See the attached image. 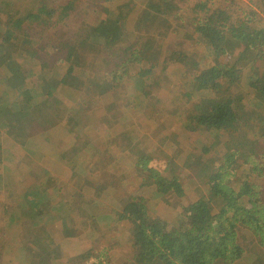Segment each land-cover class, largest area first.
<instances>
[{
    "label": "trees",
    "instance_id": "obj_1",
    "mask_svg": "<svg viewBox=\"0 0 264 264\" xmlns=\"http://www.w3.org/2000/svg\"><path fill=\"white\" fill-rule=\"evenodd\" d=\"M119 1L0 0V104L10 108L11 112L18 105L19 109L13 112L15 116H19V121H26L27 116L36 110V115L44 119L46 116L43 111L44 106L52 111V115L46 121L43 120L44 125L40 124L44 129L40 133L43 137L37 139L35 135L33 137L28 135L25 144L33 146L36 143L33 149L37 153L44 151L47 165L55 162L61 164L71 152L74 155L78 153L81 157H86L83 159L84 163L95 162L97 160L95 156L98 155L103 159L98 166L106 169L110 165V150L119 141L118 127L121 124L114 122L113 116L109 118V121H98L94 118L95 108L92 105L99 100L97 101L96 96L88 93L89 85L99 90L98 98L102 95L111 98V93L116 89L127 88L134 89V98L137 100L147 86L156 84L152 81L144 87L150 78L144 82L143 74L147 75L150 72L143 73L142 69H137L132 73L133 63L139 64L144 69L145 66L141 65V61L152 60V55L160 53L150 40L147 45L146 43L144 45L130 44L125 34L126 31L121 28L124 25L123 19L121 18V21L115 11L110 19L112 8H115V4ZM253 1L259 11L247 13L244 20L240 19L239 26L242 32L239 28L236 32L231 28L234 34L229 30V18L232 14L230 10L233 4L210 10L207 2L199 1L194 7H192L194 4L188 6L185 12L173 17L176 27L184 30L188 46L181 45V47L173 48L158 63V66L152 69V76L156 77L155 80L159 83L166 81L168 84L171 82L168 79L173 78L177 72L182 79H185L184 85H189L194 89L193 93L186 92L182 96L186 98L191 96L194 99V96L206 97V93L207 97L213 95V98L210 97L213 100L200 99L199 105H202L200 109H197L195 103L192 111L188 109L189 120L186 121V130L190 132V136L186 139H192L191 145L204 139L210 133L215 134L216 142H219L222 134H225L224 130H229L230 136H233L236 128L243 130L238 124L244 121L246 124L251 123L246 126V129L254 128L248 132V134L252 133L250 137H258V133L264 134V110H258L261 100L260 103L254 101L251 95L253 92L264 94V25L258 24L262 15L260 4L263 7L264 0ZM154 4L166 14L170 10L171 1L158 0ZM84 5L94 8L97 10L96 13H101L102 19L95 23H89L83 19L84 16L86 18L89 15L83 8ZM106 15L109 20L105 17ZM73 18L80 19V21L76 26L73 25L75 32L69 40L58 32V28H64L65 22ZM254 22L258 24L257 31L249 33L247 28ZM229 33L234 43H230ZM21 40H25L20 51L21 56H24L26 60L19 59V53L15 56L18 49L17 43ZM125 41L126 45H123ZM96 47L102 48L109 60L113 62L108 64L104 72L96 66L98 65L97 56L90 69H82L85 67L82 63L83 58L88 51L95 50ZM150 49L155 51L151 57L148 55ZM7 55L10 58H7ZM3 59L15 63L14 67H2ZM244 70L248 73L251 71L257 73L252 83L245 84ZM89 71H91L90 76L80 81L84 85L83 90L86 96L84 104L78 107L73 105L76 113L59 109L55 103L57 100L51 93H60L66 99L73 101L62 91L61 86L67 84L72 86V81L77 80L74 75L78 76L81 72L83 76H86ZM28 75H30L29 79H27ZM104 77L111 81L107 86H102L100 83ZM32 80H36L37 85L33 84ZM32 91L37 94H29ZM144 95L149 97V92ZM40 99H42V104L35 109L33 104ZM149 100L152 101V99ZM117 103L116 98L111 99V114L116 112ZM134 105L136 106V103ZM135 106L131 107L128 113L137 118V115L130 113L138 110ZM156 108H153L154 112L150 107L139 110L149 127L154 126V116L159 118L158 114L161 110L155 111ZM86 111L92 112L87 114ZM72 114L75 116L70 117ZM170 115L175 116V111ZM9 122L3 121V126L11 127L13 123ZM163 126L167 132V127ZM45 136L49 140L43 139ZM1 138L0 134V185L7 179L3 166L4 160L9 170L17 158L16 155H7L3 147V144L7 143L3 139L2 144ZM49 143L52 144L48 145ZM38 145H41L43 149H38ZM241 148V153H233L232 156L240 155L238 159L240 166L235 164L238 160L230 164L227 162L230 157L224 159L220 165L221 168L213 172L210 175L212 177L207 180L211 184L208 186L210 190L208 201L191 202L189 207L182 212L183 216L179 220L180 229L174 233H170L163 225L158 226L159 221L168 223L165 216L168 212L164 214L165 210L161 215H154L152 218L150 213L140 215L137 206L130 204L125 208V214L122 211L118 222H123L130 228L129 233L124 229L123 234L126 238H122L129 245L130 264H239L243 257H245V264H264V237L259 235L264 232V225L260 223V220L264 219V204L258 198L261 180L264 178V159L261 153L253 152L250 154L251 157L246 156L250 147L248 148L245 143L241 144ZM202 150L204 155L213 151L207 147ZM89 152L94 155L87 157ZM259 155L261 158L256 157ZM114 167L116 166L113 164L111 169L115 172ZM238 171L246 174V178H250L253 183L246 180L243 187L238 185L241 182ZM82 176V174L72 176V182L75 178L80 179ZM83 179L77 184L86 183L92 186L89 182L94 181V177L89 179L83 176ZM180 188L182 185L177 181L169 185L167 189L159 191L162 194L161 201L165 199L167 193L170 195L172 190H175L174 194L181 193ZM208 188H204V191H208ZM239 189L247 190L246 194L237 197L235 191ZM79 193L82 195L81 192ZM87 201L92 202L90 199ZM7 203L2 202L0 206H4L2 211L9 213L11 210L7 207ZM93 203V207L82 212L79 207L64 209L63 206L55 204H50L48 209L57 217H60V212L64 210L71 214L75 213L76 216L78 215L77 221L84 226L83 228L87 227L86 217L88 222L92 221L96 228L95 217L99 205L96 201ZM217 204L223 206L220 208ZM169 209L173 210L171 205ZM177 210L174 207V211L171 212L176 213ZM100 211L105 213L106 209L103 208ZM162 216L164 218H161ZM246 227L253 234L256 233L259 240L253 253L247 252L246 241L244 245L238 242L240 238L238 233L242 229L246 232ZM154 234L161 244L155 242ZM18 235L19 232L16 234L19 240ZM54 238L56 237L52 239ZM17 258L19 262V256ZM56 259L57 261L64 260L62 257H56Z\"/></svg>",
    "mask_w": 264,
    "mask_h": 264
},
{
    "label": "rangeland",
    "instance_id": "obj_2",
    "mask_svg": "<svg viewBox=\"0 0 264 264\" xmlns=\"http://www.w3.org/2000/svg\"><path fill=\"white\" fill-rule=\"evenodd\" d=\"M168 1V0H167ZM171 1L170 4V10L166 12V14L162 13L158 6L155 5V2H158V0H120L118 3L115 4V8L113 9V12L110 14V19H112V15H114V11L122 21L124 25L121 26L123 28V31H126L127 40L130 41V44H140L146 45L148 44V41L150 40L151 43L156 47L158 50V55H152L155 53V51H152L150 49L149 56H153L152 60L146 59L141 61V65L145 66L143 69L139 64H132V73L135 72V70L142 69L143 73H147V75L143 74V80L146 81L147 78H150V80L146 81V85H148L150 82L154 81L155 85H149L145 88L143 93H141L139 99L134 98V89H127V88H118L114 92L111 93V98L107 97L106 95H102L98 98L99 90L97 91L96 88H94L92 85H89L88 87V93L90 95L96 96L97 102L96 104L92 105L95 109L93 110L95 115L94 118L98 121H107V115H117L113 116L114 122H118V124H121L118 127V143L114 144L110 150L111 154V161L109 163L114 164L115 166V160L119 159L122 154H124L129 147L126 145L133 144V140L130 136H132V133L137 136L138 143H149L150 135L155 134L157 137L156 145L157 150L154 151V146H151L149 148L150 154L152 155V163H154L155 159H158L159 151L162 149L161 152H163L165 159H161L158 161V171L155 173V176L149 177L148 184L147 185H153V192L150 196L151 203L142 202L138 195L139 185L138 181L139 178H132V180L125 181L123 187H120V193L122 202L124 201L130 203V205L136 206L139 205V202H142V204H149L152 205L150 210V217L156 215V211L159 210V206L161 204L164 214L167 217V221H159L158 226L163 225L164 228H167L170 233H174L178 229H180L179 220L182 218V212L186 210L189 207V204L191 202H198L199 200L202 201H208V197L210 195V190L208 186H211L210 181H207L210 179V175L219 170L221 168V163L224 162V159L229 158L227 162L230 164L234 163L236 160L239 159L240 155L233 156V153H241V144L248 145L249 151L246 156L251 157L250 154L258 153L260 155H263L264 159V134L258 133V137L253 136L252 133H249V130H253L254 128H248L246 129V122H240L238 126L242 127V131L239 130V128L235 130L233 133V136H230L229 130H224L225 134H222V136L219 139V142H216V136L215 134H209L204 139H201L199 142L196 141L194 145H191V140H188L190 136V132L186 130V121L189 120V111L193 110V104L195 103V106L197 109H200L202 105L200 104V99H207V100H213L210 99V97L213 98V95L210 97H196L194 96V99L190 96L189 98L182 96L183 93H193V88L184 85V80L181 78V75L177 72H175V75L173 78L168 79L171 81L167 84L166 81L159 83L156 81V77L152 76V69H154L156 66H158V63H160L165 55H168V53L173 50L175 47H181L188 46L187 38L185 36L184 30L176 27V21L173 20V17L178 14H182L188 9V6L194 7L197 2L201 1L203 3L207 2V7L210 10H214L218 8L219 6L226 7L230 4H233V8L230 10L232 12L230 18H229V30L231 31V28L234 29V31H241L242 28L239 26L240 19L244 20L247 16V13H253L254 11H259L257 7L255 6V3L253 0H169ZM261 6V18L258 21L259 25H264V4L263 7ZM85 10L89 13L87 17L83 19H86L89 23H95L97 20L102 19L101 13H96L97 10L94 8H88L86 5L83 6ZM235 11V13H234ZM116 15V16H117ZM107 20H109V17L105 16ZM122 18V19H121ZM81 19V21L83 20ZM73 20V21H72ZM74 23L72 24L71 23ZM75 21V22H74ZM80 21V19L75 20L74 18L70 21H66L65 27L60 29L58 28V32L63 34L64 37H67V39H72V34L75 32L73 25L76 26V24ZM110 22V21H109ZM257 22L252 23L248 28V32H255L257 31ZM239 28V30H237ZM60 29V30H59ZM79 30H77L78 32ZM109 31L111 29L109 28ZM233 33V32H232ZM231 35V33H229ZM234 34V33H233ZM232 36V35H231ZM150 37V38H149ZM126 40V41H127ZM28 41V40H26ZM126 41L123 45H126ZM230 43H234L232 39H230ZM77 42L79 43V38L77 39ZM25 43V40L18 41L17 43V51L15 53V56L19 53V59H25L24 56H21V49L22 45ZM99 49V50H98ZM100 51V52H99ZM64 56V55H62ZM96 58V62L98 63V69L101 68V71L104 72L105 69H107L108 64L113 63L111 60H109V57L104 53V50L102 48L96 47L95 50H90L87 52L86 56L83 58L82 63L86 67H83L82 69H90L93 65V60ZM22 57V58H20ZM7 58H10L9 55H7ZM25 60H23L25 62ZM21 61V60H19ZM2 67L4 68H11L14 67L15 63H12L9 60L2 61ZM95 63V62H94ZM184 65V64H182ZM184 67V66H183ZM14 69V68H13ZM34 69V68H33ZM91 71L87 73L86 76H83L81 72L77 75H74L77 80L76 82L72 81V86L62 85L61 89L66 93V95L70 96L73 101H70L64 97V95L60 93H54L52 92L51 95H53L54 99L57 100L56 105L59 107V109H62L63 111H71L73 113H76V110L74 109L73 105L78 107L84 104L86 101V96L84 94V85L80 83L81 79L90 76ZM243 79L245 81V84L252 83V79H255V75L257 73L255 71H251V73L243 71ZM30 78V75L27 76V79ZM101 80L102 86H107L111 83V81H108L107 79ZM33 84L37 85L36 80H32ZM32 86V83L30 84V88ZM149 92V96H152V101L149 100L148 97H146L144 94ZM37 94V92L32 91L29 94ZM253 100L260 103L261 105L258 108L259 111L264 110V97L262 94L253 92L252 94ZM263 97V98H262ZM116 98L117 106H116V112L110 113V101L111 99ZM262 98V99H261ZM44 99V98H43ZM252 100V101H253ZM60 101V102H59ZM136 103V106L134 105ZM42 104V99L40 101L33 104V107L36 109L37 106ZM44 106V105H43ZM135 106L136 109H141L142 107H150L151 111H153V108L157 107L155 111H158L159 109V118L154 116L153 123L154 126L150 127V131H145L144 127H140L139 121L145 122L144 116H141V113L139 110L132 111L130 113L137 115L131 116L128 113V110H131V107ZM3 107L0 104V130L5 127H3V121L9 122L11 121L12 126L9 129L8 137L4 138V141L11 145L14 144L17 149H27L25 148L26 140L29 137L28 133L33 131L35 132V137L37 139H40L43 137V134L40 135L41 132L44 131V129L41 128L40 124L44 125L43 120H47L51 115L52 111L47 109L45 106L43 107V111L46 113V116L44 119H41L38 114L36 115V112H33L29 116H27V120H20L19 116H15L14 110L17 111L19 109V106L16 105L13 111L11 112L10 108ZM146 108V107H145ZM173 111H175V116L170 115ZM197 111V110H196ZM92 111H86L87 114H90ZM154 112V111H153ZM75 114L70 115V117H74ZM133 119H129V118ZM93 118V119H94ZM264 120V119H263ZM163 121H166V123H163ZM10 123V122H9ZM29 123V124H28ZM162 123L167 127L168 131L166 132L163 130ZM251 124V123H250ZM249 124V125H250ZM161 125V126H160ZM161 128L160 132H156L155 128L158 127ZM9 127V126H8ZM6 127V128H8ZM151 128H154L153 130ZM27 129V131H26ZM64 129V127H63ZM152 131V132H151ZM150 132V133H149ZM163 135L161 136V134ZM126 135V138H124ZM238 136V137H237ZM10 139V140H9ZM19 139H21L22 144L19 142ZM43 139L49 140L46 136ZM124 140V141H123ZM194 140V139H193ZM122 142V143H121ZM121 143V144H120ZM52 144V143H51ZM126 144V145H125ZM36 146V143H34ZM111 147V146H110ZM210 148L213 151H209L211 153L204 155L202 148ZM133 155L136 156L131 160L129 163H139L145 156L144 153H136L133 151ZM94 153L89 152L88 156H92ZM140 155V157H139ZM259 156H256L257 158H261ZM96 161L93 163H84L83 157H81L78 153L75 155L73 152L67 155V160L70 163V173L69 176L72 178V176H76L78 174H82L83 176H87L89 179L94 177V181H90V185L84 183L83 185L77 184L78 182L84 180L83 176L80 179L75 178L74 183L76 186L79 187V190L81 191L82 195H85L83 198H86V196H92L94 193L90 188L93 187L94 182L96 181L95 177L104 173L103 168L98 166V164L103 161V159L100 156H95ZM255 157V158H256ZM237 158V159H236ZM146 159V158H145ZM264 162V161H263ZM238 166H240V162L238 160L237 163ZM243 165V164H241ZM264 165V163H263ZM81 166V167H80ZM5 168V166H4ZM116 168V167H114ZM7 169V168H6ZM131 170H134L135 167L130 168ZM117 170V169H116ZM38 173V172H37ZM116 173V171H115ZM241 182L238 185H244L246 180L250 183H253L251 179L246 178V174L240 173L238 171ZM55 174V173H54ZM64 177V182L66 183L69 181L68 179V173L63 172L62 173ZM203 175V176H202ZM29 176V175H28ZM34 180L32 179L31 175L27 177L26 179L22 180V183L27 184L29 189V193L31 195L30 199H23L24 195L21 193V196L19 194H16L14 190L19 187L20 184H18L14 189L9 186L6 188H1L0 186V203L2 202H8L7 207L11 210V212L8 213V211H2L4 206H0V264H8L9 262L12 264H16L17 257L19 256V264H22V261L24 262V252L28 250V255H31V249H29V245L34 246V244L31 243L33 241L32 239H26L24 237L16 238L17 234V227L24 226L25 228H28L29 225L35 224L37 221V217H34L33 215H28L25 219L21 217V211H23L22 203L24 202L27 205V209L29 210V205L31 204L32 199L37 197V194L39 193V189L37 188V180L38 178L42 177L43 175L39 174H33ZM25 177V176H24ZM23 177V178H24ZM45 177V176H44ZM103 177V176H102ZM22 178V179H23ZM195 179V182L193 180ZM180 182L182 185V188H180V192H176L174 194L175 190H172V193L165 197L163 201L159 199L161 196V193L159 191L165 190L169 187V185ZM33 182L35 184H33ZM21 183V184H22ZM256 184H259L258 181H255ZM133 185L135 186L132 190L129 191L128 188H130ZM241 187V188H242ZM204 188H208V191H204ZM20 189V187H19ZM21 191V190H20ZM247 190H241L235 191L237 193V197H240L241 195L246 194ZM131 192L133 194V201L128 200L127 193ZM168 192V191H167ZM83 198H80V202L84 200ZM258 198L260 201L264 204V178L261 180V187L258 193ZM163 202V203H162ZM169 204L167 205V203ZM139 203V204H137ZM81 204V203H80ZM136 204V205H135ZM171 205L173 210L169 209V206ZM218 205V204H217ZM220 208L223 205H218ZM174 207L177 208L176 213H172L171 211H174ZM19 208V215L17 213V209ZM77 218V216H73ZM100 217V215H98ZM47 218V217H46ZM150 218V222H151ZM161 218H164L162 216ZM78 219V218H77ZM86 223L88 222L87 218L85 217ZM23 221V222H22ZM74 223H71L70 228L71 230H82L83 225L79 222L74 220ZM149 222V221H145ZM261 225H264V219L260 220ZM127 233L130 232V228L126 226ZM245 232L243 229L238 233L240 234V238L238 239V242L241 245H244L245 241L247 243V252H254V248L256 246V243L259 241L257 238L256 233L253 234L252 231L248 228ZM160 230V228H159ZM183 230V229H182ZM161 231V230H160ZM264 231V228H263ZM15 233V234H14ZM162 233V231H161ZM260 236L264 237V232H261L259 234ZM42 239V238H41ZM47 239L44 238L43 240ZM153 239L158 244H161L159 239L156 237V234L153 235ZM48 240L44 241L41 244V247H43V250L46 249V244ZM3 243V244H2ZM8 245V246H7ZM7 246V247H6ZM25 247V248H23ZM40 247V248H41ZM48 251V250H46ZM52 251V250H50ZM246 255H250L249 253H246ZM244 258H242V261L239 262V264H245ZM85 262L83 264H95L91 260L85 259ZM24 264H26L24 262ZM76 264V263H75ZM119 264H130V263H119Z\"/></svg>",
    "mask_w": 264,
    "mask_h": 264
},
{
    "label": "crops",
    "instance_id": "obj_3",
    "mask_svg": "<svg viewBox=\"0 0 264 264\" xmlns=\"http://www.w3.org/2000/svg\"><path fill=\"white\" fill-rule=\"evenodd\" d=\"M228 36L229 39H232L230 34H228ZM148 98L152 99V96H149ZM111 116L112 115L110 114L107 115V121H109ZM129 119L133 118L130 117ZM116 123L118 124V122ZM138 124H140L141 128L143 126L145 131H150L151 126L149 127L146 124V121H139ZM10 128L11 127H5L4 130H0V134L2 135V144L3 139L8 137ZM151 129L153 130L154 128ZM163 130H165V127ZM155 131L160 132L161 128L158 126L155 128ZM28 134L33 137L35 132L33 130ZM164 134L166 135L167 132ZM162 135L163 133L161 136ZM127 136L132 138L133 144L130 146L125 144L129 147V149L120 156V160H115V166L117 169L116 173L111 169L113 164L110 163L106 169H103L104 173L95 177L96 181L94 182L93 187L90 188L94 194L92 196H86V198H83L85 195H81L79 193L81 192L79 187L72 182L73 178H70L69 176L70 163L67 160V157L64 158L61 164L55 162L51 165H47L44 151H39V153L35 152L33 149L34 145H25L24 147L27 148L25 150L17 149L14 144H12V146L3 144L7 155H16L17 158L11 165L12 168L9 170L6 169L8 168V164L4 160L3 166H5L4 169L6 171L5 173L7 179L0 185L1 188L11 186L14 189L18 184H20V189L17 187L14 192L19 194V196H21L22 193L24 195L23 199H30L31 195L28 191L29 187L27 184L22 183V180L26 179L30 175L34 180L33 174L35 173L43 175L37 180L36 186L39 189V193L36 198L32 199L31 204L29 205L30 211H28L27 205L24 202L22 203L23 211H21V217L25 219L31 214L34 217H37V221L35 224L29 225L28 228L18 225L16 229L17 233L19 232L18 237L32 239L33 241H31V243L35 245V247L29 245L31 255H28V250L23 254V256L25 255L23 258L26 264H83L85 262L84 260L88 258L95 264L130 263L131 257L128 251L129 245L122 240V238H126L123 234L124 229L126 230V224L118 222L119 215L122 214V211L124 213L125 208L130 203L127 204L126 201H124V203L122 202L120 187H123L125 181L127 180L139 178L140 180L137 185H139L138 195L141 198L140 200L144 203H151L150 196L152 195L154 188L153 185H147V180L149 177L155 176L156 172H159L157 166L159 164L158 161L165 159V156L163 152H161V149L159 151L158 159H155L154 161L155 164L151 161L153 157L150 154L152 151H150L149 148L154 146V151L157 150L155 140L157 137L155 134L149 136L150 141L147 144L144 142L138 143V138L133 133L132 136L128 134ZM124 138H126V135ZM19 142L22 144L21 139H19ZM48 145H51V143ZM38 147V149H43L41 145H38ZM133 151L137 154L141 153V155L143 152L146 159L143 158L139 162V165L137 163L130 165L129 163L131 160L136 157L132 154ZM84 158L86 157H83V159ZM131 166L135 167V169L131 170ZM63 172L68 173L69 181L66 183H63ZM33 184L35 183L33 182ZM137 185H133L128 188L129 191ZM126 195H128V200L133 201V194L131 192ZM161 196L159 197L160 200H162ZM80 198L85 200L84 203L80 204ZM87 199L92 200V202H88ZM93 201H96L97 205H99V209L95 217L96 228L92 224V221H89L87 222L86 228H83L82 230H71L69 229L70 225L74 220L77 221L78 215L77 218H75L73 217L76 216L75 213L71 214L67 210H64L63 212H60L61 216L57 217L48 209L50 204H55L63 206L64 209H71L73 207L75 209V207H79L80 212H82L93 207ZM142 202H139L140 204L137 203L139 205L135 204L139 214L144 215L142 213L148 214L152 212L150 210L152 205L142 204ZM158 207L159 210L156 211L157 216L161 215L163 211L162 205L159 206V203ZM103 208L106 209L105 213L100 211V209ZM17 213L19 215V208L17 209ZM98 215H100V217H98ZM46 237L47 239L43 240ZM51 237L56 238L52 239ZM46 240H48L46 249L43 250L41 244L43 243L44 246V241ZM58 250L59 252L57 253ZM56 257H62L64 260L57 261ZM24 262L22 261V264H24ZM16 264H19V262L17 261Z\"/></svg>",
    "mask_w": 264,
    "mask_h": 264
}]
</instances>
